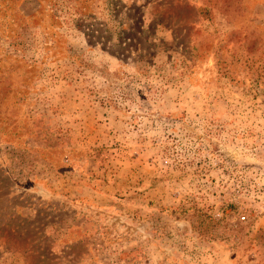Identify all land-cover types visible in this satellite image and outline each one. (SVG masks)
I'll return each mask as SVG.
<instances>
[{
  "label": "rangeland",
  "instance_id": "obj_1",
  "mask_svg": "<svg viewBox=\"0 0 264 264\" xmlns=\"http://www.w3.org/2000/svg\"><path fill=\"white\" fill-rule=\"evenodd\" d=\"M0 264H264V0H0Z\"/></svg>",
  "mask_w": 264,
  "mask_h": 264
}]
</instances>
